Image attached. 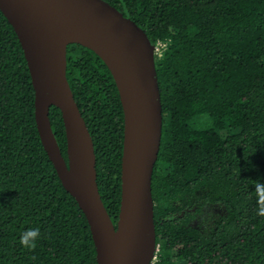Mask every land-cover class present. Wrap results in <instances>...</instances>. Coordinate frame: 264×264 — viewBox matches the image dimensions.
<instances>
[{
	"label": "trees",
	"instance_id": "1",
	"mask_svg": "<svg viewBox=\"0 0 264 264\" xmlns=\"http://www.w3.org/2000/svg\"><path fill=\"white\" fill-rule=\"evenodd\" d=\"M147 34L155 53L162 134L151 191L150 264H264V0H105ZM66 77L90 132L102 202L116 225L124 114L106 64L67 46ZM49 119L67 160L61 112ZM209 123L203 126V121ZM239 170V171H237ZM209 205L217 216L198 221ZM39 228L34 252L19 241ZM35 257V259H30ZM0 264H96L76 200L41 143L24 54L0 11Z\"/></svg>",
	"mask_w": 264,
	"mask_h": 264
},
{
	"label": "water",
	"instance_id": "2",
	"mask_svg": "<svg viewBox=\"0 0 264 264\" xmlns=\"http://www.w3.org/2000/svg\"><path fill=\"white\" fill-rule=\"evenodd\" d=\"M75 8H87L106 34L84 25ZM0 11L21 45L34 90L36 128L56 173L83 212L96 252V264H150L156 235L151 180L162 134V105L155 69L154 46L145 31L105 0H0ZM135 36L139 60L128 43ZM76 43L94 51L117 86L125 135L134 144L130 179L121 170V195L116 225L99 193L94 144L66 77L67 46ZM61 112L67 160L53 134L49 109ZM145 256H139L143 242Z\"/></svg>",
	"mask_w": 264,
	"mask_h": 264
},
{
	"label": "bare ground",
	"instance_id": "3",
	"mask_svg": "<svg viewBox=\"0 0 264 264\" xmlns=\"http://www.w3.org/2000/svg\"><path fill=\"white\" fill-rule=\"evenodd\" d=\"M75 14L77 18L86 26L93 28L99 32L106 34L105 30L103 29L101 22L95 15L90 12L87 8H75ZM128 43L139 58L142 60L143 52L142 47L139 40L135 36H129ZM134 144L132 142L131 135H125V148H124V155H123V176L125 180L130 179L131 175V166L129 165L131 154L133 153ZM147 243L146 241L140 247L139 256L143 257L146 254Z\"/></svg>",
	"mask_w": 264,
	"mask_h": 264
},
{
	"label": "clouds",
	"instance_id": "4",
	"mask_svg": "<svg viewBox=\"0 0 264 264\" xmlns=\"http://www.w3.org/2000/svg\"><path fill=\"white\" fill-rule=\"evenodd\" d=\"M254 187L258 195L256 215L264 217V182L257 180L254 182ZM40 238L39 228H29L21 234L19 243L28 252H34L38 247ZM30 259H35V257H30Z\"/></svg>",
	"mask_w": 264,
	"mask_h": 264
},
{
	"label": "rangeland",
	"instance_id": "5",
	"mask_svg": "<svg viewBox=\"0 0 264 264\" xmlns=\"http://www.w3.org/2000/svg\"><path fill=\"white\" fill-rule=\"evenodd\" d=\"M208 123H209V121L207 119H205L203 121V126H206ZM221 212H222L221 207L216 206V205H209L205 208L203 215L201 216V218L198 221H201L203 218H206L208 216L209 217L217 216ZM156 251H157V248H156Z\"/></svg>",
	"mask_w": 264,
	"mask_h": 264
},
{
	"label": "built area",
	"instance_id": "6",
	"mask_svg": "<svg viewBox=\"0 0 264 264\" xmlns=\"http://www.w3.org/2000/svg\"><path fill=\"white\" fill-rule=\"evenodd\" d=\"M160 46H161V43L160 42H158L156 44V46H154V55H155V53H157V54L160 55V53H161Z\"/></svg>",
	"mask_w": 264,
	"mask_h": 264
}]
</instances>
